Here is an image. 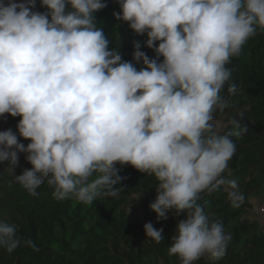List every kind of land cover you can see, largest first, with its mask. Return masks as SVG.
<instances>
[{
  "label": "clouds",
  "instance_id": "obj_1",
  "mask_svg": "<svg viewBox=\"0 0 264 264\" xmlns=\"http://www.w3.org/2000/svg\"><path fill=\"white\" fill-rule=\"evenodd\" d=\"M115 18L147 36L150 58L135 42L133 62L122 60L97 27L102 0H0V117H21L18 141L0 131V162L12 171L18 153L31 169L14 176L32 196L45 182L58 201L92 204L115 196L120 165L154 177L158 220L174 210L178 221L168 248L180 264L203 256L222 258L231 240L222 223L199 203L202 193L227 186L238 206L237 184L223 174L236 152L232 136L247 132L233 120L221 134L214 112L231 78L226 65L246 42L264 32V0H118ZM158 42V46H157ZM162 57V60L160 59ZM229 84L228 92L235 93ZM147 238L163 241V229L144 225ZM30 244L31 241H24ZM21 244L16 225L0 221V247Z\"/></svg>",
  "mask_w": 264,
  "mask_h": 264
},
{
  "label": "trees",
  "instance_id": "obj_2",
  "mask_svg": "<svg viewBox=\"0 0 264 264\" xmlns=\"http://www.w3.org/2000/svg\"><path fill=\"white\" fill-rule=\"evenodd\" d=\"M102 2L107 7L94 14L97 27L109 39V49H117L122 60L133 62L139 70L143 65L133 61L135 42L155 58L154 51L146 46V34L137 35L127 22L115 18L113 13L120 12L118 0ZM34 10L47 11L40 0H36ZM226 67L231 69V78L220 95L227 107L214 112L213 122L221 134L238 130L233 120L247 128L239 138L232 136L236 152L223 174L236 181V191L243 199L234 206L227 186L201 194L199 203L211 219L223 224L231 240L222 258L203 256L194 264H264V225L247 216L253 198L264 200V32L258 30L243 46L241 55L231 58ZM229 84L236 85L235 93L228 92ZM20 119L9 114L0 117V131L12 129L18 141L27 146L30 141L20 137L16 127ZM26 155L18 153V173L11 171L7 161L0 166V221L15 224L21 240L12 252L0 247V264H180L178 257L168 254V248L184 216L170 210L167 219H157L149 207L157 195L154 177L117 163L122 180L115 196L101 195L90 205L75 199L58 201L46 182L37 189L38 195L32 196L15 181L14 176L32 167ZM134 195H141V216L132 217L127 209ZM149 222L163 229L162 242L146 237L144 225Z\"/></svg>",
  "mask_w": 264,
  "mask_h": 264
},
{
  "label": "rangeland",
  "instance_id": "obj_3",
  "mask_svg": "<svg viewBox=\"0 0 264 264\" xmlns=\"http://www.w3.org/2000/svg\"><path fill=\"white\" fill-rule=\"evenodd\" d=\"M16 2L19 3V2H22V0H16ZM218 124L220 127L222 126L221 122H219ZM1 164H2V162H0V166H1ZM11 171H12V169H11ZM12 172L18 173L19 169L17 167H15L14 171H12ZM140 199H141V195H134L131 197V199L127 205V209H128V211L132 217L142 215L143 208H142V204L140 202ZM247 216L250 219L254 220L260 226L264 225V200L262 198L255 197L251 200V206L249 208Z\"/></svg>",
  "mask_w": 264,
  "mask_h": 264
}]
</instances>
